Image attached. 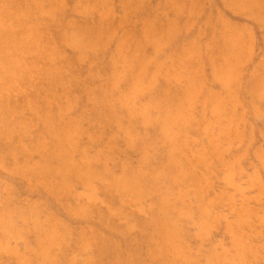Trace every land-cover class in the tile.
<instances>
[{
	"label": "rangeland",
	"instance_id": "obj_1",
	"mask_svg": "<svg viewBox=\"0 0 264 264\" xmlns=\"http://www.w3.org/2000/svg\"><path fill=\"white\" fill-rule=\"evenodd\" d=\"M0 264H264V0H0Z\"/></svg>",
	"mask_w": 264,
	"mask_h": 264
}]
</instances>
